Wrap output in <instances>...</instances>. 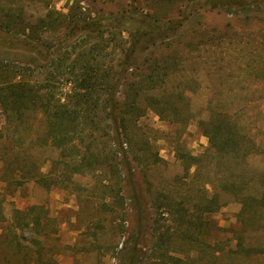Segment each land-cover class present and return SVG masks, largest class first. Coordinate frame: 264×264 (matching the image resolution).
<instances>
[{
	"label": "rangeland",
	"instance_id": "374dc122",
	"mask_svg": "<svg viewBox=\"0 0 264 264\" xmlns=\"http://www.w3.org/2000/svg\"><path fill=\"white\" fill-rule=\"evenodd\" d=\"M132 10L182 24L62 42L73 18ZM2 22L59 56L0 31L23 73L0 72V264H264V0H0Z\"/></svg>",
	"mask_w": 264,
	"mask_h": 264
},
{
	"label": "trees",
	"instance_id": "16d2710c",
	"mask_svg": "<svg viewBox=\"0 0 264 264\" xmlns=\"http://www.w3.org/2000/svg\"><path fill=\"white\" fill-rule=\"evenodd\" d=\"M138 11L137 10H132L131 13L129 14H122V15H104V14H98L94 17L91 18H73V21L71 23V25L68 27V33L67 36L65 38L63 42V44H68V43H76L78 42L82 37L83 38H88L94 35H102L103 32H105V30H108L110 28H124L125 24H131L129 26H126L125 30L127 32H129V34L132 37H137L138 39H140L141 37H147V36H155V35H160V34H164V36H168L170 33V31L176 30L181 24L182 21H174L172 23L169 22H162L156 18H153L152 16H148V15H141L142 17H138L139 15H137ZM186 17H184L183 19H185ZM1 26H4L2 28H0V31L3 32L5 35L8 36V43H12V42H18L21 45H25L26 47L28 46L29 48L33 49L35 53H32L34 56L36 54H40L43 55L45 59L50 60V59H57V57L59 56L58 50L55 49L53 52L51 51H44V49L42 48V46L36 41L35 38H32L30 35L27 34H21V32L19 30H22V25L19 26V32H13V30L17 31L16 25L12 24L11 22H2L0 24ZM165 32V33H163ZM156 41L153 40V43H155ZM72 43V44H73ZM92 52H94L92 50ZM83 55L79 54L77 60L78 61H83L84 58H82ZM86 57V56H85ZM76 64V63H75ZM75 64L73 66V68L75 67ZM82 64V63H81ZM72 66H70L71 69ZM82 70L84 69V72H81L80 75L83 77L82 79H80L81 84L79 85V89L76 90L75 92L77 95L76 98V104H78V102H83V99H87L89 97V93H88V89L89 90H95L94 89V76H87L86 77V69L88 68L87 63H84V65L81 66ZM92 68V67H91ZM7 69H14V75H22L23 73H21V71L17 70V67H11L9 64L8 65H4V61L2 60V63H0V72H4ZM5 74V73H4ZM91 74V73H90ZM78 75V76H80ZM6 85H8L10 87V91L12 94V97H16V98H20V100H23V97L25 95L30 96V101L32 104L37 103L38 101H41L42 96L40 95V91L41 89H35L32 90V88H28L27 85L24 84V82H18V83H5ZM1 85V84H0ZM84 88L86 90V93H80V89ZM34 89V88H33ZM114 90V89H113ZM111 98L110 101L113 106V111H115L116 109H118L116 102L114 101V92L113 91H109ZM16 100V99H15ZM22 102V101H21ZM20 102V103H21ZM208 134V133H207ZM210 140L213 143H216V135L211 136L210 135ZM128 164V163H127ZM260 199H264V194L263 196H261ZM168 201V200H166ZM166 204V210H169V208L173 209L174 205L171 202L168 203H164V205ZM169 207V208H168ZM182 207L175 209L177 210V214H179V210ZM170 209V211H172ZM184 211L187 212V210L185 209V207H183ZM143 209L140 210V215L142 216L143 213ZM185 212V213H186ZM184 212L181 213L179 219L180 221H185L187 220V218H189V215H187V213L185 214ZM141 216L138 215V218L141 219ZM155 232H158L157 238L159 239V242H162V247L165 246V241H163V238H166V234L169 232V228L166 227L165 230L161 229L160 227L155 228ZM164 248V247H163ZM133 256L135 257V253H132ZM175 258L177 261L180 262H185L184 259L181 258H176V257H172ZM130 264H134V262L130 263ZM158 264H171L168 260H164V258H160V260L158 261Z\"/></svg>",
	"mask_w": 264,
	"mask_h": 264
}]
</instances>
